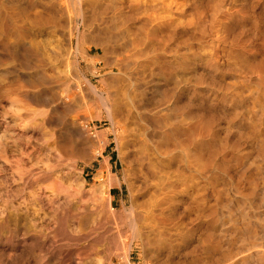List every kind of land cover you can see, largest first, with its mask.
<instances>
[{
	"label": "rangeland",
	"instance_id": "obj_1",
	"mask_svg": "<svg viewBox=\"0 0 264 264\" xmlns=\"http://www.w3.org/2000/svg\"><path fill=\"white\" fill-rule=\"evenodd\" d=\"M50 1L54 20L35 9L16 17L13 0H0V170L12 169L1 179L88 194L98 174L113 180L123 219L104 218L105 195L70 199L78 217L91 214L87 241L102 238L104 264H264V0L80 9L72 44L64 0ZM64 142L73 151L56 148ZM142 189L153 196L145 212ZM64 201L29 211L54 242ZM0 250L5 264H37L28 250Z\"/></svg>",
	"mask_w": 264,
	"mask_h": 264
},
{
	"label": "bare ground",
	"instance_id": "obj_2",
	"mask_svg": "<svg viewBox=\"0 0 264 264\" xmlns=\"http://www.w3.org/2000/svg\"><path fill=\"white\" fill-rule=\"evenodd\" d=\"M139 1L140 0H64L60 9H64L66 19L68 21V43L72 44V37L75 36L76 31H78V22L82 17V11L80 9H86L88 12L96 13L100 12L103 8L113 6L120 7L118 9H121L130 2L131 5L135 6V4ZM13 6L16 17L19 16L21 11L25 13L26 9H35L40 18H43L46 15L53 20L55 18V13H57L56 9H58L55 3L50 0H13ZM75 9L79 10L76 12ZM26 16L27 15L25 14V17ZM18 28L19 26H16V29ZM13 55L16 56L15 53H10L11 57ZM86 83L90 87V82L87 81ZM108 112L110 116L111 113L110 111ZM94 129L95 128L92 127L85 131ZM70 143L71 142H64L63 144L57 143L56 148L60 151L63 150L64 152L73 151L75 146ZM134 146L135 142H132L131 147L133 148ZM101 153L102 151L98 150L95 153V156H99ZM62 157L63 156L60 154L54 156L55 161L61 160ZM0 160L7 162L4 157H0ZM4 162L2 163L3 170H0V176L3 174H11L12 172V169H9V165ZM134 172L135 174H138L137 169H134ZM97 177L99 182H102V184L96 187L95 190H92L89 194L85 192L84 185L78 186L76 184H69L65 187L42 186L35 189L34 186L27 184L25 181H21L22 184L15 185L6 183V181L3 180L4 178L1 179L0 177V247H11L13 250L20 247L25 251L28 250L30 254L28 258H32L37 264H104L101 251L99 250V244L100 241H102V238L96 237L95 240L87 241L89 232L92 229L91 226L93 219L91 214L84 213L82 216L78 217L77 212H75L74 207L71 205L73 203L70 202V199H72L77 203H81L83 201L96 203L98 200L100 201L99 196L105 195L103 203L106 209L102 208V205L100 207V211L104 218H114L113 216H115L119 219H123L127 210H122L117 213L115 210L116 205H112L109 199V196L111 195L110 188L115 186L116 183L111 179L106 180L103 174H98ZM144 179V177L140 179L136 176L135 181L142 182L144 184ZM128 191L130 194V200H132V193L135 192V190L129 184ZM39 192L50 193L54 198L42 199L41 197L36 196ZM107 194L108 196L106 197ZM140 194L147 200L139 208V212L142 209L144 212L149 211L153 204V196L148 194L147 191L143 189L140 191ZM61 195L64 196V199L68 200L63 203V206L68 205V208L61 209L59 207L53 211V218H55L54 221L58 224L56 236L58 238H62L61 240L54 242L51 241L49 233L46 235L44 234L46 230H41V223L37 224V221L33 223L29 219V211L31 209L35 213L37 211L36 207H38L41 202H44L45 200L50 204H53V202L58 197H61ZM27 196H29L32 200L29 205H25L26 200H24V198ZM15 198L21 199L22 201L17 204ZM68 203H70L71 206H69ZM39 209L40 207H38V210ZM39 217V214L34 215V218ZM138 217L140 218V215H138ZM75 223L76 227L73 226ZM76 233H81L87 244L85 243L84 246L77 247V245L72 243L73 241H77L75 237ZM113 240L114 242L109 243V245L118 249V246H120L119 242L117 239ZM76 259L77 262H75ZM15 261L17 264L18 260ZM3 262L4 260L0 256V264H5Z\"/></svg>",
	"mask_w": 264,
	"mask_h": 264
}]
</instances>
